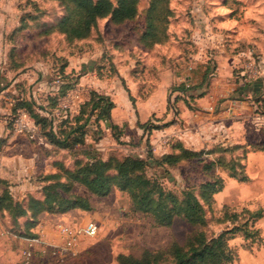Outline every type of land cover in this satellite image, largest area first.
I'll return each instance as SVG.
<instances>
[{
    "label": "rangeland",
    "instance_id": "obj_1",
    "mask_svg": "<svg viewBox=\"0 0 264 264\" xmlns=\"http://www.w3.org/2000/svg\"><path fill=\"white\" fill-rule=\"evenodd\" d=\"M108 1L109 13L97 18L80 39L67 38L59 28L64 21L77 26L82 19L81 12L67 0H0V19L17 20L15 29L21 16H28L32 26L13 40L21 52L27 45L33 50L32 56L23 53L25 62L42 60L45 66L55 67L50 80L56 77L61 83L58 74L63 66L65 71L72 68L63 81L77 82L84 74L81 65H90L100 79L119 84L135 114L138 109L149 112L151 106L155 112L149 114L148 121L155 119L158 111L160 123L179 127L182 102L178 98L182 99V94L174 98L175 90L188 82L185 76L196 61L203 56L204 65L214 67L211 54L216 50L229 54L255 52L259 44H264V0H136L134 15L120 22L112 16L117 0ZM163 153L161 150L155 155ZM114 154L125 156L118 151L108 158ZM213 156L220 164L212 171L204 169L203 162L190 160L168 172L153 166L146 172L181 201L186 193L194 195L202 210L199 223L174 217L169 226L153 225L149 215L132 210L128 194L113 190L105 197H91L93 209L83 211L91 216L85 223L80 218L78 221V216L70 222L63 216H51L71 210L40 214L38 224L30 230L40 242L33 256L25 259L22 251L28 247L29 237L23 236L20 228L26 218L15 224L10 204H6L0 208V264H119L121 255L164 251L171 243L185 245L196 233L209 238L233 228L236 230L226 235L234 254L229 264H264V149L237 146L227 152L216 149ZM68 165L73 166L71 162ZM206 182L221 185L209 200V191L203 188ZM16 186L9 185L8 190L15 200H21ZM75 192L82 193L83 188L77 186ZM44 219L58 221V231L61 225L82 227L94 222L98 232L93 237L81 235L73 251L53 261L47 256L48 246L61 247L63 243L54 245L41 238L37 229ZM246 229L252 233L249 237L243 234Z\"/></svg>",
    "mask_w": 264,
    "mask_h": 264
},
{
    "label": "crops",
    "instance_id": "obj_2",
    "mask_svg": "<svg viewBox=\"0 0 264 264\" xmlns=\"http://www.w3.org/2000/svg\"><path fill=\"white\" fill-rule=\"evenodd\" d=\"M15 25V19H0V179L9 185H17L22 198L25 193L39 194L44 184L41 178L58 171L59 165L71 168L69 162L91 161L96 157L106 160L108 154L118 151L145 157L148 150L154 154L161 150L165 152L167 140H178L185 148L197 152L208 151L214 146L249 147L252 143H264V44H259L255 52L229 54L222 49L216 50L213 56L211 54L214 67L205 66L203 56L196 61L194 69L185 76L188 79L185 85L189 90L185 93L176 91L174 96L177 98L182 94V99L178 98L182 102L180 127L173 124L147 134L140 126L148 122L149 114L155 109L150 106L149 112L138 109L135 114L117 82L107 83L99 79L92 66L82 64L84 74L78 79V85H83L89 92L94 90L110 97L114 106L109 123L117 129L112 130L105 121L96 123L94 119L90 120L85 127L83 143L72 149L50 144L40 128L34 138L26 133H16L13 130L15 114H12V107L17 102L28 101L42 115L53 117L56 108L62 104H67L75 114L79 103L64 95L58 99L55 108L51 107L60 88L56 77L50 80L56 73L54 66H45L42 60L34 59L31 63L26 61L21 68L10 67L9 56L13 48L20 58L26 51L27 56L33 55L29 45L24 46L25 51L21 52L16 41L15 46L8 41L7 33ZM71 69L68 68L65 74L72 72ZM19 109L25 111L24 108ZM156 113L154 118L159 122V112ZM40 136L43 139H39ZM78 194L87 195L90 201L94 197L84 188ZM51 216H63L68 222L78 216V221L80 218L82 223L90 221L91 217L79 210ZM57 223L44 219L37 229L43 240L54 245L64 241L55 225ZM22 245L24 242H21Z\"/></svg>",
    "mask_w": 264,
    "mask_h": 264
},
{
    "label": "trees",
    "instance_id": "obj_3",
    "mask_svg": "<svg viewBox=\"0 0 264 264\" xmlns=\"http://www.w3.org/2000/svg\"><path fill=\"white\" fill-rule=\"evenodd\" d=\"M72 3L74 9L81 12V20L77 26H68L64 23L59 25L60 30L69 39H80L85 37L91 25L97 18H100L110 11L108 0H67ZM117 6L112 11L113 20L116 22L131 18L135 13L136 0H117ZM21 16L18 27L13 33L7 35L8 41L13 44V38L22 33L32 22ZM33 25H37L33 22ZM14 41V40H13ZM14 45V44H13ZM15 46V45H14ZM10 67L18 69L25 65V61L18 57L14 48L10 51ZM96 74L100 79L97 71ZM60 88L57 96L54 97L51 107L55 108L58 99L71 90L74 82L63 81L66 78L65 69L60 68ZM189 90L182 84L175 91L185 93ZM113 102L109 96L100 94L94 90L90 91L88 99L79 105L75 114L66 117L55 118L44 116L39 113L35 106L28 101L17 102L12 107V114L19 108H24L34 125L40 128L48 142L59 148L72 149L84 141L85 127L90 120L105 121L112 130L117 127L109 123L110 111ZM49 113V112H48ZM160 122V121H159ZM151 119L141 127L147 134L154 130L170 126L169 123H159ZM0 142V147H1ZM237 146L222 147L214 146L208 151H192L185 148L178 140L169 141L166 151L161 155H155L148 150L145 157L125 155L120 158L111 155L108 159L93 158L91 161H76L73 166L66 169L58 166V171L49 173L41 178L44 183L39 194H26L21 200H15L8 190L9 184L0 179V208L2 205L10 204L11 217L15 224L20 218H26L22 223L21 231L23 236L35 238L38 235L32 234L30 230L38 224L37 218L43 213H58L68 210L90 211L93 209L90 198L87 195H80L75 192V185L82 186L88 194L105 197L113 190L123 191L128 194L132 210L149 215L153 219V225L169 226L174 217H182L190 224H197L202 220V210L197 198L190 194H184V201L179 200L175 195L166 192L155 177L146 174L151 166L168 172L177 168L185 161H196L197 164L204 163V169L212 171L220 163L214 161L213 152L216 149L224 151L234 150ZM251 150L264 149V143L250 144ZM191 158V159H186ZM203 188L209 191L206 198L210 197L221 189L217 182H206ZM259 215L258 214H254ZM236 229L227 230L216 237H206L203 233L192 235L185 245L171 243L164 251L144 250L139 256H119V264H229L234 259L232 249L228 245L226 235L233 233ZM244 236L249 237L252 233L246 229Z\"/></svg>",
    "mask_w": 264,
    "mask_h": 264
},
{
    "label": "built area",
    "instance_id": "obj_4",
    "mask_svg": "<svg viewBox=\"0 0 264 264\" xmlns=\"http://www.w3.org/2000/svg\"><path fill=\"white\" fill-rule=\"evenodd\" d=\"M89 91L83 86H74L73 89L68 91L65 96L68 98L76 99L77 102L82 104L85 102L86 96H89ZM72 115V112L70 110V107L67 104L59 105L56 108V114L55 117L61 118L66 117L67 115ZM39 127L33 124L31 122V119L29 118L28 114L22 110L17 109L15 111V115L13 117V130L16 133H26L31 138L35 137V133L38 130ZM41 138V136L39 137ZM169 140H167L165 143H167ZM59 232L63 236V246H48L47 250V256L51 258V260L56 261L57 259H60L61 255L65 252H71L76 248L78 239L81 235H86L93 237L98 232V225L94 222H89L85 224L82 227H72L70 225H61L59 226ZM40 238H29L28 239V247L22 251V256L25 259H30L33 256L34 248L37 244H39Z\"/></svg>",
    "mask_w": 264,
    "mask_h": 264
}]
</instances>
